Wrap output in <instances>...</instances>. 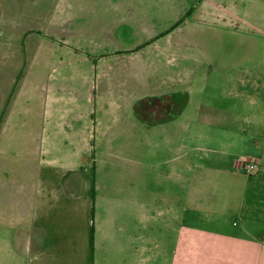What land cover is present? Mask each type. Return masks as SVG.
I'll list each match as a JSON object with an SVG mask.
<instances>
[{
    "label": "rangeland",
    "instance_id": "1",
    "mask_svg": "<svg viewBox=\"0 0 264 264\" xmlns=\"http://www.w3.org/2000/svg\"><path fill=\"white\" fill-rule=\"evenodd\" d=\"M252 1L0 0L5 114L15 96L20 100L9 131L0 120V264L114 263L126 248L124 232L116 245L99 249L94 228H139L147 210L155 228L168 202L183 227L237 231L212 226L217 217L209 222L208 207L221 211L229 204L223 223H238L230 213L240 183L226 173L234 171L232 160L252 151L231 133L246 128L251 121L245 117L264 113V96L252 98V106L227 84H235L240 68L264 72V42L212 23L232 15L251 19ZM47 80L46 94L41 85ZM172 91H186L188 99L174 121L138 119L135 107L143 99ZM48 92L59 99L49 102L51 129L60 115L76 128L84 123L77 117L86 118L90 147L75 158L76 172L60 167L71 152L39 156L32 150L28 134L40 132ZM30 228L43 242L29 252L23 241ZM17 232L22 242L16 248Z\"/></svg>",
    "mask_w": 264,
    "mask_h": 264
},
{
    "label": "crops",
    "instance_id": "2",
    "mask_svg": "<svg viewBox=\"0 0 264 264\" xmlns=\"http://www.w3.org/2000/svg\"><path fill=\"white\" fill-rule=\"evenodd\" d=\"M253 2H256L255 4L257 5L249 9L251 19L245 21L240 17H233L232 15L231 18L228 17L226 20H214L212 24H220V26L222 24L226 29H231V33L253 40V43L262 44L264 42V0H253L251 3ZM233 3H231V6L233 9H236ZM236 4L242 3L238 2ZM258 49L259 47L256 48V50ZM262 63L263 61L259 66ZM18 70L19 67L14 66L9 71L12 74V82L18 78ZM239 73H242V75L238 76L235 84L228 81L227 87L231 91L235 90L238 97L246 98L249 100L248 103L254 106L255 102L252 98L264 96V72L262 71L259 74L255 70L254 65L250 69L240 68ZM25 78L27 79L26 75ZM109 80L107 79L106 81L109 83ZM186 82L184 83L186 84ZM184 83L182 85H185ZM51 84V81L48 80L42 82L41 87L42 90H45L46 94L48 91L47 87H49V91L51 90ZM22 86L23 79L20 80V85H17L19 87L17 93L22 90ZM5 88L8 93L11 91V87L6 86ZM48 93L50 94V98L48 99L46 95L39 134L35 132L30 134L29 123L26 128L29 131L28 135H34L35 143L32 150L38 153L39 156H49L53 152L59 154L71 152V154H74L72 158H68L65 164H60V167L66 173L73 172L74 170L76 172L78 163L74 161L75 158L79 159L90 147L91 136L89 135L86 118L82 114L79 115L77 120H81L84 123L82 127L76 128L75 125L69 124L66 115H60L56 125L58 127L55 126L54 129H51L49 117L52 116V113H50L49 102L58 101L59 99L55 98L54 92ZM3 98H6V95ZM13 101L14 108L12 110L14 111L15 106L20 103V100L15 96ZM5 102L6 99H0V120L6 121L5 127L9 131L8 128L13 127L11 122L13 119L12 115L18 114V112L16 110L13 112L9 109L5 114L6 110L4 111L3 109ZM72 103L78 104L76 100H72ZM29 109L30 107L28 106L26 110L28 119L31 118ZM66 119V123H63ZM243 120L251 122L247 124L246 128L241 129L239 133L232 132L231 136L237 135L239 139L238 143L246 146L252 152L238 156L232 160L231 167H233L234 171L226 173L235 176L240 183L237 195L234 198L237 201V209L230 213L238 220V223H233L232 225L223 223L226 216L225 209L230 207L229 204L221 211L217 209L211 211L208 207L209 222L212 223L214 217H217L214 219L212 226L215 228L231 226L237 228L236 232L226 233L221 229L202 230L198 227H183L180 222V213L176 212L175 208L171 207L173 204L168 202V206L164 208L165 211L162 215H159V217L165 215L163 221L155 228L149 226L148 210L144 213L146 216L143 215L142 211V221L139 228H116L117 224L116 226L109 225L107 228H103L101 225L94 228L92 243L94 247L99 249L107 247L110 244L116 245L118 242L116 239H119L121 237L120 234L123 232L126 236V248L122 253L123 257L121 260L119 259L111 263L105 261L106 259L104 258H99L96 264H264V113L255 117H245ZM225 136L230 137L228 134ZM72 137L74 138L72 143V146L75 145L74 149L69 147V141ZM225 145L228 147L230 144L225 142ZM65 147H69L70 150L65 149ZM241 159L257 162L259 166L258 170L251 175L242 176L238 168ZM235 170L238 172H235ZM232 198L233 196L231 200ZM25 231L27 235L23 243L29 252L33 250L32 246L39 248L43 240H39L36 231L34 232L33 228ZM21 242L20 232H17L13 240V247L17 245V248Z\"/></svg>",
    "mask_w": 264,
    "mask_h": 264
},
{
    "label": "trees",
    "instance_id": "3",
    "mask_svg": "<svg viewBox=\"0 0 264 264\" xmlns=\"http://www.w3.org/2000/svg\"><path fill=\"white\" fill-rule=\"evenodd\" d=\"M186 91H173L169 93L168 96L162 95V96H157L158 101L160 103H164V113L165 115L159 119H154V122L157 124L159 123H167L170 121H174L180 114L183 113L185 110L187 104H188V99H187V94L185 93ZM156 97V96H154ZM144 102V101H143ZM142 104V102H141ZM140 105V104H139ZM150 114L154 113L155 110V104L150 105ZM169 114V115H166ZM138 116L140 121H147L146 117L142 115V110H140V107L138 109Z\"/></svg>",
    "mask_w": 264,
    "mask_h": 264
},
{
    "label": "flooded vegetation",
    "instance_id": "4",
    "mask_svg": "<svg viewBox=\"0 0 264 264\" xmlns=\"http://www.w3.org/2000/svg\"><path fill=\"white\" fill-rule=\"evenodd\" d=\"M173 92V91H172ZM153 96H149L147 97V99H143L141 102L138 104L139 106L135 107V111H137L140 107V110H142V115H144L146 118H148V116L151 117H155L156 119H159L161 117H163L165 115L164 113V103H160V102H156L158 101V95H156V97ZM144 101V102H143ZM155 104V110L154 113L150 114V110H152V108H150V105H154ZM154 118V119H155Z\"/></svg>",
    "mask_w": 264,
    "mask_h": 264
},
{
    "label": "built area",
    "instance_id": "5",
    "mask_svg": "<svg viewBox=\"0 0 264 264\" xmlns=\"http://www.w3.org/2000/svg\"><path fill=\"white\" fill-rule=\"evenodd\" d=\"M258 163L254 161H248L241 159L239 161V170L246 175H251L258 170Z\"/></svg>",
    "mask_w": 264,
    "mask_h": 264
}]
</instances>
